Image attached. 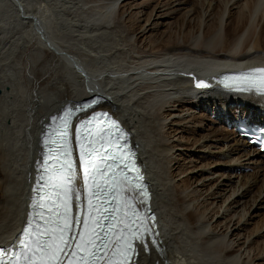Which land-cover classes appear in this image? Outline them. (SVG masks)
<instances>
[{"label": "bare ground", "instance_id": "1", "mask_svg": "<svg viewBox=\"0 0 264 264\" xmlns=\"http://www.w3.org/2000/svg\"><path fill=\"white\" fill-rule=\"evenodd\" d=\"M4 1L0 54L11 41L35 55L22 57L29 65L24 79H0V99L6 98L0 106V247L16 244L30 212L43 124L66 104L97 95V106L76 120L96 107L117 119L139 152L152 190L161 248L139 244L137 264H264V154L224 123L237 113L261 118L264 101L248 93L194 92L175 80L180 66L206 76L264 66V0L93 4L70 26L94 35L108 30L123 41L97 55L82 50L77 56L62 50L49 19V26L42 23L46 11L25 9L16 19ZM125 50L122 63L105 65L104 56ZM97 58L104 69H97ZM36 62L64 75L42 79ZM75 165L79 169L77 159ZM75 187L82 192L80 170Z\"/></svg>", "mask_w": 264, "mask_h": 264}, {"label": "snow or ice", "instance_id": "2", "mask_svg": "<svg viewBox=\"0 0 264 264\" xmlns=\"http://www.w3.org/2000/svg\"><path fill=\"white\" fill-rule=\"evenodd\" d=\"M232 78L243 83L240 91L264 92V68H254ZM195 86L207 88L208 84L199 81ZM95 104L92 100L52 117L57 124L52 130L54 147L49 149L45 161V171L51 169L52 175L41 185L52 190L46 200L41 198L40 211L29 216L20 250L8 254L0 249V264H113L116 258L118 264H137L133 242L141 239L139 229L144 227V220L125 193L135 191L139 203L147 207L148 191L125 132L107 113H95L80 121L73 134L80 150L79 169L71 158L70 118ZM97 160L103 167H98ZM78 170L83 173V193L75 187ZM132 172L136 174L130 175ZM84 200H87L86 213H73V207L79 208ZM97 212L100 214L96 215ZM144 218L154 219L148 213ZM144 248L148 249L147 243Z\"/></svg>", "mask_w": 264, "mask_h": 264}, {"label": "rangeland", "instance_id": "3", "mask_svg": "<svg viewBox=\"0 0 264 264\" xmlns=\"http://www.w3.org/2000/svg\"><path fill=\"white\" fill-rule=\"evenodd\" d=\"M107 0H6L4 1V6L8 11L9 16L16 19H21L23 16L20 12H24L25 9H29L31 11L40 10L41 12L46 11L48 17L43 16L45 19L43 20V24L49 26V20L51 24V31L54 37L62 44V50L67 54L72 55H79L82 50L85 51H94L96 55L100 48H108L110 46L116 45L117 46L123 41L118 37H114L108 30L100 29L97 31V35H94L89 32H84L79 29L76 31L75 28L70 26V23L76 20L81 19L84 15L88 12V9L93 4H104ZM18 4L20 5L18 8ZM18 9L17 15H15V9ZM181 18V16H180ZM49 19V20H48ZM178 20V19H177ZM40 21V20H39ZM21 34L25 35V32L22 28ZM46 33V30L43 29ZM28 31H26L27 33ZM47 35V33H46ZM47 38L50 37L49 34L46 36ZM123 52L119 51V53L110 52L108 55L104 56L105 65L108 66H117V64L122 63L124 60ZM35 55L34 49L31 51H26L23 47L13 46L11 41H6L1 48L0 54V79L4 82H15L18 79H24L23 72L29 68V65H26L22 62L23 55ZM77 54V55H76ZM96 55H94L96 57ZM110 55V56H109ZM94 57V58H95ZM97 64V69H104V64H101L102 58H97L94 61ZM35 64L38 65V68H41L42 72L40 75L43 77L42 79L50 80L54 75L63 76L64 73L60 69H54L52 65L48 67H41L38 62ZM44 85V84H43ZM41 85L43 89L45 87ZM7 89V88H6ZM6 105V98L1 97L0 99V106ZM97 108V107H96ZM94 108V109H96ZM211 117H214V114L209 112ZM209 159V158H207ZM205 160L210 162L211 159ZM221 158L217 159L220 160ZM251 169H246L245 172L250 171ZM147 172V170H146ZM256 192V189H253ZM252 191L253 196L255 192ZM249 202V201H248ZM263 217L262 215L260 218ZM252 222V220H250ZM258 246L254 247L253 245V254L259 253L261 244L257 243ZM255 251V252H254ZM257 254L253 255L256 256Z\"/></svg>", "mask_w": 264, "mask_h": 264}]
</instances>
